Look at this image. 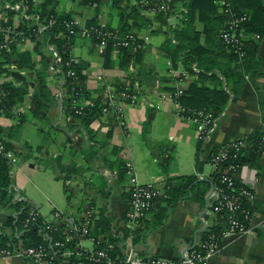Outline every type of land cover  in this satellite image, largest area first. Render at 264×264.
Instances as JSON below:
<instances>
[{"label": "crops", "instance_id": "obj_1", "mask_svg": "<svg viewBox=\"0 0 264 264\" xmlns=\"http://www.w3.org/2000/svg\"><path fill=\"white\" fill-rule=\"evenodd\" d=\"M33 1L37 6L44 0ZM221 1L216 0V4L219 5ZM7 2L0 0V22L6 21L8 24L18 27L23 25L26 28L38 23L37 18H31L23 11L12 10L9 13L11 9L6 8ZM51 2L57 13H67L79 24H98L117 32L121 30L118 32L120 34L133 31L141 37H148L130 70H123L118 66V52L113 49L110 51L109 65L105 66V49L89 39L76 35L71 46V57L76 63L86 64V80L81 92L83 101L94 102L96 98H101L105 82L115 84L127 79L148 104L144 100L134 104L123 103L121 121L109 114L100 113L89 124L94 134L91 140L80 120L71 113H64V89L59 78L54 76L55 53L46 38H42L41 43L36 39L28 45H15L14 51L9 50L8 56L0 59L3 60L2 68H5L0 73V82H10L16 86L26 83L32 90L31 82L37 78L39 72L42 75V62L45 59L49 63L47 70L45 69V82L50 106L42 110L39 116L34 115L31 92L26 93L16 105L18 113L0 115V132L5 138L11 134L9 140L16 148L25 143L34 150L42 147V155H59L61 163L84 168L82 177L74 176L72 180L65 181L71 186V195L64 193L66 203L68 206H79L89 200L91 203L108 205L110 211L107 217L111 219L110 230L113 237L128 233L123 221L129 200L126 188L131 173L128 172V165L132 167L138 182L152 183L162 193L168 182L171 186L179 182V178H176L178 176H197V184L192 188L188 187L185 195L175 199L167 207L166 216L158 226L153 222L156 207L164 206L165 202L161 197L156 199L150 220L145 221L143 228L134 232L128 240L133 249L143 256L181 259L201 241L203 231L216 222V215L210 209L213 198L209 190L213 171L207 158L211 150L232 139L246 136L255 128L264 125L257 92L245 74L242 87L230 96L225 108L215 119L214 128L200 143L197 125L182 119L172 101L159 97L161 92L169 91V87H182L194 79L189 75L184 82L179 83L175 75H170L168 71L169 67L173 68L172 61L161 50L165 32L180 26L178 18L185 0H173L171 14L165 23L156 19L153 13H140V17L149 19L146 25L131 11L134 0H101L94 6L77 0ZM195 27L202 30L203 25L197 22ZM25 52L30 54L32 69L19 66L18 53ZM259 56L260 67L264 70V36L260 40ZM177 64L173 68L175 74L183 70V66ZM127 73L129 78H126ZM259 81V91L264 96V79ZM202 83L211 87L216 81L205 79ZM157 103L158 108L155 106ZM199 143L202 144L200 160L204 163L198 172L194 164ZM92 144L94 147L91 148ZM94 151L96 153L92 154ZM14 155L17 161L9 164L10 167L18 162L19 157L25 158L23 153ZM9 174L13 180L15 174L12 168ZM234 177L239 185L248 187L254 194L249 203L253 209L252 215L245 232L221 237L219 249L210 256L208 264H264V152L241 164ZM12 185L24 195L13 182ZM26 202L37 207L28 200ZM49 203L53 206L49 212L50 218L41 215L42 218L52 219L53 210H60L51 201ZM0 209L3 211L0 213L2 230L10 235L13 227L8 224V219L17 208L9 209L0 205ZM0 240L4 243L7 239L2 237ZM0 264L36 263L28 259L0 258Z\"/></svg>", "mask_w": 264, "mask_h": 264}, {"label": "built area", "instance_id": "obj_2", "mask_svg": "<svg viewBox=\"0 0 264 264\" xmlns=\"http://www.w3.org/2000/svg\"><path fill=\"white\" fill-rule=\"evenodd\" d=\"M21 1V0H20ZM7 2L6 8L23 11L21 2ZM23 1V0H22ZM82 2L83 0H77ZM34 4V1H32ZM90 5H95L94 2ZM225 8L224 12L228 15L225 27L220 32V37L225 43L227 51L233 52L238 58L243 56L242 39L249 37L258 40L255 33H247L242 29V25L249 20V15L245 12H235L231 10L224 1L220 3ZM35 5V4H34ZM134 5L138 7L140 13L171 12L173 0H134ZM56 18L51 15L47 21L38 22L34 26L28 27L26 31L18 26L8 24L6 21L0 22V59L2 53L10 50L11 45H28L33 40L45 38V33L55 23ZM69 33L83 38L96 40V45L103 49L111 40L112 48L118 52V47H128L132 54L140 52L144 43L148 40L147 36H139L133 31L123 34L107 29L98 24H79L77 20L70 18L64 23ZM49 47L54 51L53 45ZM55 53L54 72H61V58ZM77 61L71 57L70 62ZM135 65V55L131 58L127 68L132 69ZM197 70L195 65L192 66ZM126 70V69H125ZM170 75H175L179 83L184 82L189 74L186 70L174 73V69L169 67ZM68 76H74L75 72L67 71ZM61 86L63 81L59 78ZM0 82V115H3L4 105L2 103L4 91ZM83 87H78L74 91V96L70 103L72 114L80 115L85 106H92L93 101H83L81 92ZM182 94V87L160 93V99L172 101L176 107L178 115L187 121L193 122L198 127V139L205 140L215 126V119L210 111L195 110L183 107L178 96ZM144 100L137 89L129 80L110 84L105 82L102 88L100 113L111 115L118 121L122 119L123 103H138ZM156 108L159 107L157 103ZM17 106L13 107V113H18ZM264 129V125H263ZM261 150L264 152V135L261 136ZM246 137L232 139L223 145L217 146L213 154L208 158V164L213 173H216V180L212 182L211 195L213 202L211 211L213 213L224 212L226 214V228L222 236L231 234H241L246 231L252 212L243 209L242 202H251L254 194L251 189L239 185L234 177V173L240 166L239 159L245 154ZM3 151V143L0 132V153ZM8 164L17 161L13 152L4 154ZM128 172L131 173L129 184L126 191L129 195L128 207L124 213L123 221L128 228V233H120L112 240V231H100L97 229L96 221L101 216H108L110 208L101 203H91L85 201L79 206H68L67 210L55 209L52 212V219L42 218L38 208L33 204L26 203L19 210L11 213L14 218L12 233L7 235L2 230L0 224V239L6 238V242L0 240V258H20L28 259L36 264H208L210 256L215 254L219 246L214 241V236L209 234L204 240L195 244L181 259L176 260L163 256H143L137 253L128 240L134 232H138L144 226V222L150 220L153 214L155 200L162 195V190L152 183H140L135 177L132 167L128 165ZM11 191L14 195L13 200L26 202L25 198L19 193L18 189L12 185ZM25 209L22 216L19 215ZM34 226L37 229L40 241L29 243L25 232Z\"/></svg>", "mask_w": 264, "mask_h": 264}, {"label": "trees", "instance_id": "obj_3", "mask_svg": "<svg viewBox=\"0 0 264 264\" xmlns=\"http://www.w3.org/2000/svg\"><path fill=\"white\" fill-rule=\"evenodd\" d=\"M11 4L20 0H4ZM33 0H21V6L23 12L26 15L31 16V18H37L38 22H45L48 18L53 15L56 18L55 23L51 28L45 33V38L48 44L53 45L54 51L61 58L60 69L61 72L54 74V76L61 78L63 81V108L64 113H68L80 120V124L85 129L88 137L92 140L94 134L89 128V124L100 115V97L94 100L92 106H85L82 110V114L75 115L72 114V109L70 108L71 100L74 96V91L78 87H83L86 75L84 70L86 64L83 62L74 63L70 62L71 59V46L74 43L75 35L69 33L65 26L71 17L67 13H57L54 6H51L52 0H44L40 5L35 6L32 2ZM101 0H83L82 3L94 2L99 3ZM225 4L235 12H245L249 15V20L242 25V29L248 33H255L258 35L259 39L255 41L252 38L244 37L242 39L243 56L238 58L233 52H228L225 43L220 37L221 30L225 27L226 21L228 20V15L224 12V6L220 3L216 4V0H185L183 4V10L180 11V18H178L180 26H175L170 28L165 32L166 37L161 44V50L165 56L169 57L172 61V67L175 69L177 63L183 66V69L188 72L189 75L193 76L194 79L188 84L182 86V94L178 96L179 103L189 109L195 110H207L210 111L216 119L220 113L225 108L228 103L229 98L232 94H235L244 83V75L248 77V81L254 87L257 92V100L260 107V112L264 121V96L260 93V79H264V70L260 67V56H259V46L260 40L264 36V0H222ZM132 13L139 20H142V24L148 23L149 19L139 16L140 12L138 7L134 5L132 7ZM9 13H12V9ZM170 13L164 14L163 12L156 13L155 18L159 21L165 23L166 18ZM199 22L203 25L202 30H198L195 24ZM93 23V21H92ZM88 23L87 25H89ZM36 25V24H34ZM32 25V26H34ZM19 29L26 31L23 25H19ZM110 29V28H107ZM112 30V29H111ZM116 31V30H114ZM121 30H118V32ZM128 31V30H125ZM117 32V31H116ZM120 34V33H119ZM202 37V38H201ZM41 43L42 39L37 40ZM96 43L95 39H92ZM15 45L10 46V50H15ZM111 40H109L108 45L105 48V62L104 65H109L110 51L112 50ZM118 66L125 70L131 60L135 55V60H137L139 52L132 54L131 49L128 47H118ZM8 51L2 53V58L8 56ZM20 56L19 66L32 69L33 64L30 61V54L28 52L18 53ZM44 57V56H43ZM24 60V61H23ZM234 63V64H233ZM3 60L0 61V73L5 70L2 68ZM48 61L45 59L42 62V75L39 72L37 78L31 82L33 84L32 90L29 84L22 83L18 86L11 84L10 82H4L1 84V88L4 91V97L2 103L4 105L3 115L10 116L13 114V107L21 101L24 95L31 92L33 110L32 113L39 116L42 110L48 109L50 106L47 99L48 89L45 82L46 72L48 68ZM193 65L197 70L193 69ZM72 70L75 72L74 76H68L67 71ZM56 77V78H57ZM130 75L127 73L126 78ZM205 79H210L216 81L213 86L203 85L202 81ZM31 85V84H30ZM169 90H174L175 88L169 87ZM81 94V93H80ZM264 135L263 126L255 128L250 134L246 135V149L245 154L239 159L240 165L244 162L251 160L258 154L262 153L261 136ZM3 151L0 153V205L6 208H17L20 209L27 202H17L13 201V194L11 191L12 180L9 174L10 165L7 162V158L4 156L7 152L23 153L24 157L31 158L38 156L33 155V150L30 145L23 144L21 147L16 148L13 143L9 140L11 134L5 138L1 133ZM203 140L200 141L202 143ZM197 144L195 152V168L196 171H201L203 166V161L200 160V147L202 144ZM94 147V144H92ZM17 149V150H16ZM41 147H37V152L40 151ZM216 150L214 147L208 158ZM22 151V152H21ZM96 153L94 151L92 154ZM91 154V155H92ZM44 156V155H42ZM48 155H45L46 158ZM207 158V159H208ZM49 165L55 172V179L62 180V187L64 193L68 196L71 195V186L65 183L66 180H72L74 176L82 177V172L84 168H80L74 164L65 165L61 163L59 155L48 156ZM88 169V168H87ZM212 182L216 180V173L212 175ZM179 182L174 186L171 184H166L164 192L160 196L165 202L164 206H157L154 215V225L158 226L162 223L166 216L167 207L175 201V199L182 197L187 192V188H192L197 184V176L195 175H184L178 176ZM174 179V178H172ZM181 180V181H180ZM168 181V180H167ZM84 185L87 183L83 182ZM243 209L252 212V207H250L249 202H242ZM211 209V207H210ZM25 209L19 215L24 214ZM215 224L204 230L201 240H204L209 234L214 236V241L217 245H220V239L222 237V232L226 228V214L224 212H217ZM14 218L9 216L8 224L14 226L17 224L13 223ZM249 223L248 220L245 221ZM97 229L100 231H109L111 228V219L104 215H101L97 221ZM25 237L29 243H37L40 241L37 229L34 226L25 232ZM112 240L119 241L120 239L111 237Z\"/></svg>", "mask_w": 264, "mask_h": 264}, {"label": "rangeland", "instance_id": "obj_4", "mask_svg": "<svg viewBox=\"0 0 264 264\" xmlns=\"http://www.w3.org/2000/svg\"><path fill=\"white\" fill-rule=\"evenodd\" d=\"M32 150L33 155L38 156L37 158L19 157L18 162L10 167L15 174L12 182L25 195L23 196L26 200L39 207L41 215L50 218L49 212L53 206L49 201L60 210L68 209L62 181L55 179V172L50 167L48 159L42 157V147L36 153V148L35 150L32 148ZM31 164L34 166L31 167ZM0 213H3L2 209H0Z\"/></svg>", "mask_w": 264, "mask_h": 264}, {"label": "water", "instance_id": "obj_5", "mask_svg": "<svg viewBox=\"0 0 264 264\" xmlns=\"http://www.w3.org/2000/svg\"><path fill=\"white\" fill-rule=\"evenodd\" d=\"M211 191H212V183H211V185H210L209 193H211ZM78 197H81V196L79 195ZM207 197H208V196H207Z\"/></svg>", "mask_w": 264, "mask_h": 264}]
</instances>
